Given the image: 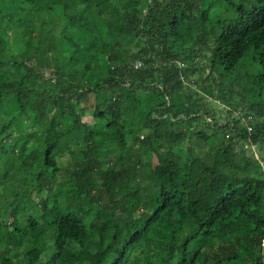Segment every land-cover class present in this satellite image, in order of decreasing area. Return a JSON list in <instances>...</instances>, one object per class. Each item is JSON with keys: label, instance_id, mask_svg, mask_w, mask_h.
Returning <instances> with one entry per match:
<instances>
[{"label": "trees", "instance_id": "obj_1", "mask_svg": "<svg viewBox=\"0 0 264 264\" xmlns=\"http://www.w3.org/2000/svg\"><path fill=\"white\" fill-rule=\"evenodd\" d=\"M0 188V264H264V0H0Z\"/></svg>", "mask_w": 264, "mask_h": 264}, {"label": "rangeland", "instance_id": "obj_2", "mask_svg": "<svg viewBox=\"0 0 264 264\" xmlns=\"http://www.w3.org/2000/svg\"><path fill=\"white\" fill-rule=\"evenodd\" d=\"M207 1H213V0H207ZM210 13L214 17L219 16L220 18H223V19L224 18L225 19L231 18V17H234V15H235V13L232 10H230L225 4L214 7L211 10ZM84 120L87 121L88 118H85ZM198 154H200V153L198 152ZM33 161L36 163V159H33ZM19 165H20V162H17L16 163V166L19 167ZM0 190H2V189L0 188ZM29 192H31V191H29ZM34 194L35 193H33L31 195L32 198H36ZM7 201H9V195H8V193L4 194L1 197L0 204H3L4 202H7ZM0 210H1V207H0Z\"/></svg>", "mask_w": 264, "mask_h": 264}]
</instances>
